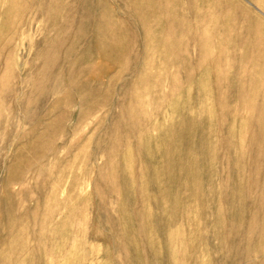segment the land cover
<instances>
[{
	"label": "rangeland",
	"instance_id": "rangeland-1",
	"mask_svg": "<svg viewBox=\"0 0 264 264\" xmlns=\"http://www.w3.org/2000/svg\"><path fill=\"white\" fill-rule=\"evenodd\" d=\"M129 1L0 0V264H264V138L242 125L264 104L251 113L234 90L256 71L235 69L229 43L214 51L221 104L197 91L189 37L196 73L151 67L163 50L97 25L131 27ZM232 1L238 47L264 32V0H217ZM154 74L179 93L146 91Z\"/></svg>",
	"mask_w": 264,
	"mask_h": 264
},
{
	"label": "bare ground",
	"instance_id": "bare-ground-1",
	"mask_svg": "<svg viewBox=\"0 0 264 264\" xmlns=\"http://www.w3.org/2000/svg\"><path fill=\"white\" fill-rule=\"evenodd\" d=\"M56 2H58V0H56ZM88 2H89V0H88ZM184 2H186L188 4L187 15L181 17L179 10L181 9V6ZM236 6H238V5L236 4L235 1L230 2V4L228 6H224V5H220L217 2V0H133V1H129V5L124 7V8L129 7L133 10V12L130 16H131V18L135 19V24H133V22H132L131 27L128 24L122 23L119 25V30H118L117 26H112V28H111V26L109 24L105 23L102 18L99 19L97 25L99 27H103V28L106 27L109 31H112V30L114 31L116 29L117 31H119V34L125 32V34H127L128 36H129L128 31L133 32V35L130 36V38H126L124 40L125 41L129 40L130 41L129 43H142V44L144 43V44H147L146 45L147 47H149V45H151L152 50H153V52H152L153 56H154V53L156 51L163 50L164 53L162 55L160 54V61L157 62V60H155V59L153 61H151L150 62L151 67H153V68L160 67L161 69H166V68L170 67V65H172V66L179 68L181 70L188 71L189 74H193V73H196V72H194L196 67L193 70V66L195 64L193 66L191 65L189 46H188L189 44L186 45L184 43V38L189 37L190 46L191 45L195 46L197 48L198 55H199L198 71H199L200 80L198 81V84L196 85L197 91L199 93H202L203 95L210 96V98H212L215 102L217 101L219 103V101H221V104H223L222 103L223 98H221V100H220L221 95L219 93V88H218L219 86L218 85H219V80H220V76H221L220 72H221V68H222L220 66L223 65V63H220V61L222 59H224V56L220 55L217 59H215V58L213 59L212 53L214 51H221V49H223L225 47V43H229V45L231 46L230 51L232 52V53L230 52L231 53L230 57L232 58L233 66L235 67V69H238V67L243 65V68L249 67V69L253 70V72L256 71L255 75H251V77L247 76L246 79L244 78L243 75H241L240 76L241 80L238 82L237 89L234 88V90H238V92H239V96L238 95L237 96L239 97V100H241V102L243 103V107H244L243 109H247V110H249V112L252 113V112L257 111L255 101H254L255 98H256V101L259 100L260 103L264 104V96L263 97L259 96V98L257 97L258 91L264 90V32H259V31L257 32L256 30H253V31L243 30V31H241L239 29L241 31V34L238 35L240 40H237V38H235V40H234V42L235 41L237 43L239 42V46L238 47L234 46L232 43L233 40L230 41L229 39H232V36L234 34L233 31L235 30V26H236L234 16H233V14L235 13V7ZM106 14L107 15L111 14L110 10H108V12ZM184 20L188 21L186 25L184 23ZM191 22H195L196 25L192 24ZM243 24H245V23L243 22ZM218 25L221 27L220 29H218ZM136 34H137V38H135ZM237 34L235 33L236 36H237ZM256 37H258V44L255 47L250 48L249 47L250 43H256V42H252L251 39H253V38L255 39ZM260 39H261V41H260ZM97 42H99V41H97ZM119 42L122 43L120 40H119ZM126 43H128V42H126ZM106 44L107 43L99 42L96 44V46H100L102 49L105 47ZM112 45H113V47H115L118 45V43H112ZM93 47H95V46H93ZM241 49L249 51L253 55H250V56L247 55L246 56V54H245V56L240 57L237 55V53H239V52L245 53L246 52V51H242ZM148 50H150V49H148ZM117 52L119 53V46L117 47ZM99 54H101V53L99 52ZM143 54H144V52H143ZM141 60H143V59H141ZM117 61L119 62V55H118ZM138 62L140 63L141 61H138ZM215 65L219 67L217 77H216V79H214L216 82V86H215V84L214 85L211 84V79H213L212 70H213V67ZM144 70H143V66H139L138 71H139L140 75H142L143 73L146 72V70L145 71ZM233 71H235V70L233 69ZM151 76L153 78V81L149 84V86L147 85V87L145 88V89H147L146 91L152 92L154 90V91L163 92L166 88L169 91L171 90V87L168 88L165 84L161 83V78H160L159 74H154ZM167 80H170L169 76L166 77L165 81H167ZM172 80H173V82H178L179 76L178 75L174 76L172 78ZM221 81H222V79H221ZM74 83H75V86L73 88L74 92L80 91V89L84 86V84H82L81 87H79L80 83H78L76 85L75 80H74ZM190 83H188L189 84V86H188L189 90L192 88V85H190ZM231 84H232V82L230 83V85ZM194 86H195V83H194ZM142 88H144V87H142ZM178 88L179 87L172 86L171 93L173 94V96H174V92L178 91ZM229 88H232V87H229ZM249 89L254 92L250 96L248 95ZM71 92L72 91L70 90V93ZM82 92H83V90H82ZM177 93H179V92H177ZM79 95H81V93ZM86 95H88V93ZM169 95H170V93H169ZM72 97H74V96H72ZM232 98H233V96H232ZM237 98L234 97L235 100ZM140 100H141V98H140ZM81 101L84 102V105L89 104L91 101V95L89 94L88 96H85L83 98L79 96L78 102L81 103V105H82ZM173 104H174V106L176 105L175 103H173ZM260 106L261 105H259V108H258L259 110H260ZM263 109H261L262 112L260 111L261 114L257 120L255 119V120L249 121V120H247L248 119L247 118L242 123V125H244V128L248 133V136L251 137L252 139L255 136H257L258 138H261V139L264 138V121L262 120V119H264ZM257 113H259V111ZM212 115H214V114H212ZM199 117H200V119H202L201 114H199ZM215 117H217V116L215 115ZM261 120L263 122H261ZM221 126H222V124H221ZM157 129H158V127H157ZM230 129H231V127H230ZM227 131H229V130H227ZM229 133L231 136L237 135L236 130L234 132L233 131L228 132V134ZM169 135H172V133H170ZM229 139H230V137H229ZM31 147H30V149H31ZM240 147H241V145H240ZM97 150H99V149H97ZM100 150H102V148ZM99 152H101V151H99ZM96 153H98V151ZM42 157H44V155ZM255 157H257V156H255ZM39 158H41V156ZM263 164H264V161H263ZM263 168H264V165H263ZM15 176H14V178H16ZM17 178H19V177H17ZM17 181H19V179ZM183 181H185V179ZM260 189H261V187H260ZM7 211H6V214H7ZM10 212H12V211H9V213ZM6 217H7V215H6ZM37 217H38V215H37ZM16 221H15V223H16ZM19 225L20 224L17 225L18 228L14 227V225H12L9 228L14 227V229L15 228L19 229ZM37 226H39V224ZM38 228H40V227H38ZM21 229H24V228H21ZM12 231L14 232L15 230H13V228H12ZM17 231L19 232V230H17ZM20 231L22 233V230H20ZM13 235L15 237L16 234H13ZM169 235H171V234H168L167 239H166L167 240L166 242H168V243H170L172 240V238ZM10 237H11V239L14 238L12 236H10ZM3 242H5V240H3ZM2 245H3V243H2ZM3 247H4V245L0 248H3ZM169 255H170L169 256V258H170L171 254H169ZM170 260H172V258ZM170 260H169V263H170ZM246 261H248V260H246ZM251 264H253V263H251ZM258 264H259V262H258Z\"/></svg>",
	"mask_w": 264,
	"mask_h": 264
}]
</instances>
